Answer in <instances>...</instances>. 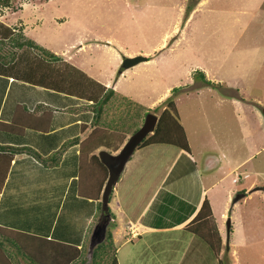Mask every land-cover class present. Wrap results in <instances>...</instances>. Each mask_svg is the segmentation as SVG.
Instances as JSON below:
<instances>
[{
    "label": "rangeland",
    "instance_id": "rangeland-1",
    "mask_svg": "<svg viewBox=\"0 0 264 264\" xmlns=\"http://www.w3.org/2000/svg\"><path fill=\"white\" fill-rule=\"evenodd\" d=\"M263 10L264 0H9L8 6L0 3V14L10 25L17 28L24 21L26 27L20 38H33L48 50L57 48L59 53V49L69 47L67 44L76 39L86 38L87 41L94 37H111L122 47L111 45L119 55L117 60V57L109 60L107 55H102L106 60L104 73H99L100 59L89 66V71L82 72L81 65L74 66L61 57L59 60L50 58L34 46L23 47L29 55L25 59L29 61L30 78L79 94L102 89L93 78L102 79L105 75L116 80L119 70L123 71L119 77L120 87L109 93V101L115 102L113 105L111 101L104 103L111 114L106 118L107 123L104 122L107 125L104 133L99 131L103 134L98 140L101 145L94 150L96 153L104 149L117 152L132 133L133 121L141 118V125L145 111L159 116L168 101H172L192 149V154H188L193 158L182 152L173 159L177 148L168 143L136 148L129 157L132 162L125 165L116 187L121 189L128 184L127 203L131 212L137 213L147 203L156 182L166 174L168 164L165 187L158 193L164 201L169 194L166 187L174 185V190L198 195L202 182L226 236L227 217L231 221L230 251L227 252L226 243L221 244L220 250L221 246L225 250L219 261L220 251L215 256L209 244H205L211 264H264ZM0 30L2 37L13 32L14 38H18L16 29L12 31L0 23ZM12 39L3 40L5 50L1 52L4 55L13 53L9 45ZM77 44L78 41L72 47ZM124 49L133 54L123 55ZM16 51L18 56L19 50ZM97 51L93 47L84 49L81 52L84 61ZM133 55H145L147 59L121 69L123 58ZM77 59L80 56L74 61ZM15 64L11 65V70L23 74L26 66ZM200 64L210 82L202 81L193 73ZM41 108L45 106L37 105L38 111ZM99 121L92 118L90 125ZM118 122L120 125L123 122L119 125L121 130L113 131ZM173 127L177 129L176 124ZM212 152L219 155L220 163L204 170L203 159ZM143 158L150 164H145ZM171 159L174 163H170ZM142 166L148 170L144 175ZM232 177H237V182ZM134 178L141 183L135 190ZM239 189L244 190V194L232 205V198ZM61 190L51 198L50 222L56 218V229L64 222L65 209L73 204V198L61 197ZM174 198L171 199L173 204L166 201L162 206L152 205L151 200L146 218L160 224L174 222ZM120 203L127 212L126 204L121 200ZM171 206L173 213L167 208ZM111 207L116 220L115 213L118 217L120 213L115 199L111 200ZM161 208L163 214H154L155 209ZM224 210L223 219L220 214ZM99 216L100 212L96 221ZM114 224L115 221L107 223L105 235L107 230L112 234ZM90 228L91 232L93 228ZM168 237L174 238V231L160 238L165 242L169 241ZM87 246L90 252L89 242ZM12 251L18 256L13 248ZM6 253L10 252L6 250Z\"/></svg>",
    "mask_w": 264,
    "mask_h": 264
},
{
    "label": "crops",
    "instance_id": "crops-1",
    "mask_svg": "<svg viewBox=\"0 0 264 264\" xmlns=\"http://www.w3.org/2000/svg\"><path fill=\"white\" fill-rule=\"evenodd\" d=\"M0 23L6 28H11L12 31L14 29L18 31V29L10 25L1 14ZM21 23L24 25V28L22 26L23 30H21L22 33L26 25L24 21H21ZM21 23L18 25H21ZM3 32H5V29H3ZM13 34V32H9V35L2 37L0 30V121L9 122L17 104H24L26 106L24 112L26 113L25 116L27 118L29 117L28 112L33 111L39 104L51 106L53 111L47 131L31 128L30 126L26 127L22 133L0 128V144L30 145L37 149L42 155H47L53 150H56L63 141L68 138L74 136H79L80 139L84 138L94 127V125L91 126L90 124L94 115V107L96 103H98L99 99L104 97L106 93L109 95L108 87H111L113 90L115 87H120L121 81L119 80V77L122 75L123 71L119 70L120 75L116 80L109 76L105 77V75L102 79L90 76L91 79L93 78L95 82L100 84L102 87L101 90L95 89L91 92L86 91V94L67 91L66 89L47 84L41 80L30 78L29 61L25 59L29 55L23 48L27 45L16 46L17 40L16 37L14 38ZM10 38H14L12 39L13 41H10L11 43H9L10 47L12 45L13 53L4 55L1 52L2 50H5L2 42L3 40H9ZM18 39L24 40L25 38L18 37ZM34 41L36 42V40ZM77 41V46L72 47ZM87 41L86 38L82 41L81 38L76 39L67 44L69 47L59 49V53L56 52L58 51L57 48L53 51L50 49V52L57 55V57H55L56 60H59L61 57V60L71 63L72 65L74 64V66L81 65L80 67L83 68V70L81 69L82 72L89 71V66L92 67L93 64L97 63L98 59H100L97 63L99 64L102 62L99 65V73H104L106 70V60L102 55H107L109 60L117 57L115 59L117 60L119 55L111 46L117 45L116 42L111 37H105L103 39L101 37H94ZM89 47L96 48L98 51L96 54H89L85 59L86 61H84L81 52H84V49L88 50ZM121 48V46H118V49ZM16 50H19L18 56V51ZM122 52L123 55L133 54L126 49L122 50ZM79 56L80 59L74 61V59ZM72 59L74 63H72ZM15 63L21 66H26L23 67V74L14 72V69L11 70V65H16ZM198 68H201V64ZM201 69L204 70L203 68ZM205 75L207 76V73ZM107 101H109V99H107ZM110 101L111 104L112 102H115L113 99ZM40 111L41 110H39V112ZM110 114L111 111L109 112V109H107L103 113V117L109 118ZM23 121L24 119L17 120L14 123V126L18 128L24 124H28L26 121ZM174 148L177 149L174 151L173 159L182 154V152L188 154V151L182 148L176 146H174ZM158 150H161L162 152V149ZM191 151L190 153L192 154ZM10 152L4 151L2 153L0 150V163L1 160H5L6 156L9 154L11 159L6 176L0 188V224L26 231L34 235L46 237L48 239H54L63 243L75 245L77 247L84 246L88 251L87 245L89 239L87 238H89L91 233L89 227H94L99 211L96 206L97 199L82 196L78 193L79 142L67 146L62 153L59 164L52 167L44 165L33 155L25 151L14 152L12 154ZM188 155L190 158H193V155ZM130 156L132 157V154ZM173 159L170 160V163H174ZM143 160L146 164L147 160H145V158H143ZM129 162H132L131 159H128L125 165L129 164ZM141 168L144 172L142 175L148 172L146 167L142 166ZM124 170L125 166L121 171L120 176ZM139 170L140 168H138V172ZM168 170L169 164L167 165V172ZM167 172L156 182L147 203L137 213L131 212L132 208L127 203L128 184L125 183L121 189L116 187V183L114 184L108 205L110 206L112 213H114L111 207V200L115 199L117 211L120 213L119 217L117 216V213H115L116 220L114 216L113 219L115 220V224L112 228V238L116 246L118 264H211L208 263L209 252L205 247V244L207 243L193 232L186 231L187 229L184 227L200 208L203 198L205 196L208 197L206 187H203L202 182L199 186L198 195L189 194L186 191L181 192L174 190V185L166 187L165 190L171 194H168L166 200L169 205L173 204L171 200L172 197L174 198V195L177 196L174 198V212H176L174 214L176 217L174 218V222L160 224L146 218L152 205L158 203L157 206H162L166 202L164 201V197H160L158 193L160 189H164L165 187L164 183L166 180L164 179ZM233 178L234 177H232V180ZM132 185L135 190L141 185V183L134 178V181L132 179ZM59 189L62 191V198H73V204L65 209L64 222L58 229H56V224H54L56 218L53 222H50V219H52V208H50V206L51 198L57 194ZM123 189L125 191H123ZM137 191L140 193L141 188ZM236 191L238 192V190ZM237 192L235 193L238 194ZM228 196L230 197V195ZM98 199H102V197L100 196ZM208 199L211 208H213L212 200L210 198ZM120 200L123 201L122 204H126L125 209L127 212L121 206ZM151 200H153L152 205L148 206ZM236 200L237 199L232 198V205ZM191 204L193 209L188 212ZM58 207H61V202ZM73 207L80 208L74 209ZM172 207L173 206L167 207L169 208L168 211H170ZM212 212L221 236V244L223 245V243H226L225 248L229 249L227 251L229 252L230 231H227L226 236L213 209ZM154 214H163V209H155ZM220 215H222V218L224 219L225 210ZM181 230L186 231V233H180ZM169 231H174V238L168 237L169 241H162L160 237ZM6 250L12 255L10 256L12 264H28L20 256L12 254L13 251L10 246L7 245ZM224 250L223 246H221L218 261ZM43 257L46 258V255H43Z\"/></svg>",
    "mask_w": 264,
    "mask_h": 264
},
{
    "label": "trees",
    "instance_id": "trees-1",
    "mask_svg": "<svg viewBox=\"0 0 264 264\" xmlns=\"http://www.w3.org/2000/svg\"><path fill=\"white\" fill-rule=\"evenodd\" d=\"M0 3L2 6H8L9 0H0ZM17 28V35L20 37L22 35V25H18ZM16 40V46H34L39 51L49 54L51 58L57 57L55 53H51L50 50L36 43L32 39L20 40L16 38ZM193 73L197 74V77L201 78L202 81L210 82V79H207L204 70L201 68L197 67ZM172 89L175 90V87ZM111 92H114V90L109 89V93ZM109 97L110 96L106 94L104 97L99 99L97 103L98 106L94 109L95 112L93 118H96V120L100 119L101 121L95 123L92 130L82 139H80L79 136L68 138L63 141V143L56 150H53L52 153L47 155H42L37 149L30 145L0 144V150L2 153L4 151H11V154L14 152L25 151L33 155L44 165L53 166L59 163L62 153L67 148V146L79 142L78 193L82 196L97 199V208L100 214L104 213L105 215L104 221L112 224L115 220L113 219V213L111 212L109 205L107 202L98 199L101 196V192L108 175V170L106 165L100 160L99 152L96 153L94 151L98 145H101L98 144V140L99 137L104 133V127H107L105 124L107 123V120L105 117H103V113L106 110L104 103ZM167 104L168 105L162 109L159 116L155 114L157 117L152 133L147 134L138 143L136 148H141L150 144L168 143L178 148H182L188 152L191 151V146L189 144L184 126L178 121L179 116L176 106L172 103V101H168ZM44 106L45 108L41 109L40 112L35 110L37 109L35 107V111L33 110L28 112L29 117L27 118L25 116L26 113L24 112L26 110V106L24 104H17L15 106L11 120L9 122L0 121V128L22 133L26 127L30 126L31 128L47 131L52 116V108L50 109L47 105ZM147 114L154 113L145 111V116ZM22 119H24V121L30 125L24 124L21 127L16 128L14 123L17 120ZM135 120H138V118ZM140 121H133V123L130 124L132 133L139 128ZM119 122L116 124L115 128L112 129L113 131L121 130L120 126L126 121H123L121 125ZM174 124H176L177 127L175 130L173 127ZM99 131L103 133L100 134ZM121 141L122 139L120 142ZM10 160V154L6 156L5 160H1L0 188L6 176ZM113 186L114 185L112 184L110 187L111 189L108 195L109 200L113 191ZM243 191L244 190H240L237 193L244 194ZM238 194L234 196L235 199H238V197L241 196ZM99 204L101 206H99ZM190 206L191 207H189L188 212L193 209L192 204ZM109 218H111L110 221ZM184 227L208 243L214 255H218L221 245V236L207 196L203 198L200 208L184 225ZM7 245L12 247L15 253L23 258L28 264H118L116 257V246L109 230H107V234L105 235L104 239L96 244L89 252L88 247L87 251L86 247L84 246L77 247L75 245L63 243L54 239H48L46 237L34 235L26 231L0 224V264H12L10 257L12 255H10V253H6ZM43 255H46V258H44Z\"/></svg>",
    "mask_w": 264,
    "mask_h": 264
},
{
    "label": "water",
    "instance_id": "water-1",
    "mask_svg": "<svg viewBox=\"0 0 264 264\" xmlns=\"http://www.w3.org/2000/svg\"><path fill=\"white\" fill-rule=\"evenodd\" d=\"M146 59L145 55H133L126 56L123 58L120 68H125L133 65L140 60ZM264 111V108H263ZM155 114H147L144 118L143 123L136 129L127 140L123 143L117 152H111L108 150H101L99 157L102 162L106 165L108 170V175L102 190V201L109 202L108 195L110 193L111 185L115 184L123 170L126 161L129 159L130 155L133 153L138 143L154 128L156 121ZM220 163V157L216 153H208L203 159V169L209 170L215 168ZM107 222L96 223L91 231L89 237V248L90 250L99 242H101L105 237ZM231 225L230 218L226 219V228L229 230Z\"/></svg>",
    "mask_w": 264,
    "mask_h": 264
},
{
    "label": "flooded vegetation",
    "instance_id": "flooded-vegetation-1",
    "mask_svg": "<svg viewBox=\"0 0 264 264\" xmlns=\"http://www.w3.org/2000/svg\"><path fill=\"white\" fill-rule=\"evenodd\" d=\"M104 219H105V215H104V213H102V214H100V216H99V218L97 219V221H96V223H102V222H106V221H104ZM95 223V224H96Z\"/></svg>",
    "mask_w": 264,
    "mask_h": 264
},
{
    "label": "built area",
    "instance_id": "built-area-1",
    "mask_svg": "<svg viewBox=\"0 0 264 264\" xmlns=\"http://www.w3.org/2000/svg\"><path fill=\"white\" fill-rule=\"evenodd\" d=\"M236 180H237V177H234V178H233V181H236Z\"/></svg>",
    "mask_w": 264,
    "mask_h": 264
}]
</instances>
